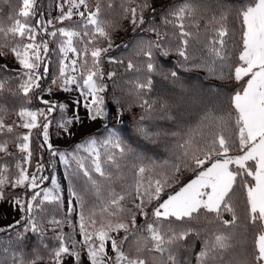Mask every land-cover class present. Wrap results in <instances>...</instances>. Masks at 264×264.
<instances>
[{"label":"snow or ice","instance_id":"snow-or-ice-1","mask_svg":"<svg viewBox=\"0 0 264 264\" xmlns=\"http://www.w3.org/2000/svg\"><path fill=\"white\" fill-rule=\"evenodd\" d=\"M35 3L36 0H22L23 7L19 16L24 19H16L14 26L4 33L5 36L11 34L16 37L15 43L10 45L0 42V57L7 55L3 49L9 47L19 65V68L15 70H9L7 64L0 68L4 72L11 71L16 78L22 81L19 91L23 93L24 106L18 110L21 123L17 126L28 129L29 132L17 136V140L21 141L17 147L21 152L27 153L25 160H29L32 155L29 147L31 130L42 128L43 144L41 146L46 144L52 155L59 156L65 165L69 162L68 157H73L78 169H83L84 176L89 179L91 187L99 197L102 195L101 186L91 177L90 170L85 168L83 159L77 153L81 149L88 152L92 158L94 171L100 177L110 180L111 174L105 171L101 163L99 148L105 149L106 163L115 165L117 168L119 165L116 154L108 152L109 146L111 149L118 150L121 158L131 152V149L127 148L115 130L111 131L108 138L103 141H99L94 135L87 137L82 143L76 144L71 153L53 149L49 143L50 121L48 116L57 108L63 111L66 105L42 100V103L47 106L46 109L31 110L27 107L31 103L29 94L40 88V81L48 74V65L43 62L42 56V53L46 56L49 51L48 42H37L38 27L46 32L47 26L52 24V20L45 22L43 16L37 21V26L28 22L29 18L36 14ZM122 3L136 5L131 8L123 7V17L130 20L133 30L147 23L148 28L144 30L153 32L156 36L155 40L140 43V52L147 58L145 67L148 75L143 81L137 78L134 82L137 98L141 100L140 107L146 112L154 111V104L143 99L140 94L146 90L151 91L152 76L159 75L165 80L171 78L173 81L177 79V72L175 70L166 71L158 62L157 54L167 58L175 53L180 58L181 67L187 69L191 65V68L204 69L210 77L219 80L234 79L239 84V88L229 97L232 112H229L227 117H215L210 113L205 115V120L212 119L216 123L207 136L202 137V144L198 143L190 132L189 138L179 145L183 151L175 161L165 160L158 163L149 159L147 164L141 162L136 168L135 179L127 189L121 193L111 192L110 198L100 206L101 214H107L100 221L95 218V210L85 215L83 197L75 190H71L70 196L74 197L80 205L78 227L81 240L78 242L60 232L56 237L59 246L51 250L48 258L49 264H63L65 256L74 258V264H82L81 253L76 250L77 244L86 250L90 264H113V261L114 264H124V262L126 264H146V261L139 256L129 258L123 251V245L130 236H136L138 231L145 230L148 233L144 237L145 245L148 241L152 242L150 251L159 252L161 255L167 253L168 264H180L176 250L184 246L188 237H200L199 231L185 226L186 221L195 219L203 212L205 215L213 214L222 226L235 227L237 217L228 198L238 178L243 180V186L246 189L249 221L253 226L258 227L252 258L249 260L245 254L242 259L224 260L223 253L235 247L233 244L234 231L226 230L203 239L201 250L195 256L196 264H264V0H239L237 4L217 0L220 8L219 15L212 14L203 36L195 21L197 7L193 0H183V3L168 9L163 17V23L171 25L176 30L171 34L168 31H161L159 26L145 20L144 13L151 6L149 0H122ZM65 6H67V11H64ZM108 6L112 7V4L109 3ZM81 7L84 11H80ZM57 8L61 13L56 17L58 22L63 23L65 20H71L73 15H78L83 21L80 25L83 31L61 27L47 33L52 37H56L59 33L62 37L59 43L61 59L58 75L52 79L51 84L65 92L71 90V85H76L83 101L76 99L73 103L77 107L83 105L87 112V119L91 121L97 118L106 119L108 112L105 108V99L100 93L105 92L107 86L103 83L104 74L100 67V60L102 55L112 48L108 28L113 26L100 18L99 3L94 10H89L88 0H62V3H57ZM233 8L236 9V19L240 27L238 41L235 30H230L228 25V17ZM154 12L155 9H153ZM186 22L195 24L197 32L190 31L189 24ZM2 31L3 29L0 28V32ZM101 39L107 41V47L96 46ZM75 40H79L83 48L75 47ZM193 40L202 47L206 55L190 53V42ZM173 41H177L175 46ZM90 45H92L91 48ZM69 53H72L74 58L69 60ZM233 53H236L235 60H233ZM110 62L120 61L110 58ZM42 65L43 73L41 74L38 70ZM127 67L132 70L135 66L129 61ZM136 70L140 71V69ZM114 75V72H110L108 78L111 79ZM4 83L5 80L0 79V91L3 90ZM48 91L51 93L52 88L50 87ZM116 104L119 105L120 101L117 100ZM166 110L167 104L162 103L160 111L166 112ZM5 111L6 108L0 105V113ZM122 115V110L117 108V119L119 120ZM38 117L43 118L45 122L38 123ZM83 123L84 119L77 112L74 119H65L58 127L62 134L73 136L75 133L72 131V126ZM105 128L107 129V126ZM5 130L11 133L13 126L5 125L4 116L0 115V133ZM142 131L146 132L143 129ZM0 151H7L6 142L0 144ZM233 152L240 154L231 155ZM138 159L143 161L144 158L138 157ZM208 162L210 166H206ZM182 166L185 170L199 171H196L194 179L181 187L179 191L169 194L167 199L153 209L152 216L155 219L152 223L137 226L136 216L141 215L146 218L147 206L153 200H159L166 188L171 187L173 183H179L177 175L181 172ZM16 167L19 173L11 181L13 189L23 187L32 191L38 188V181L48 179L44 176L38 177L36 173L29 176L27 170L20 164ZM6 170V168L0 169V201L6 199L4 187L9 183L3 176ZM40 171H43V165L38 166L37 172ZM52 183L58 189L55 178ZM39 196L40 192H34L28 199L14 196L9 203L13 211L18 210L26 214L28 221L31 222V231L40 233L42 236L43 229L35 218L36 209L44 201L60 200V197L53 196L52 190L46 188L43 190V200L34 205L33 202L37 201ZM126 200L132 204V208L125 207L123 202ZM68 211L69 214L74 211L71 200ZM225 211L232 213L231 221L222 219ZM128 218L131 223L128 222ZM173 220L180 222L178 227L173 226ZM164 221H169L166 231ZM19 223L20 221L15 222V224ZM49 223L62 227V222L55 219ZM14 227L15 225H9L7 228H0V232ZM25 231H28V228ZM121 231L125 235L118 241L113 233L118 234ZM69 240H71V247ZM108 242L111 243V249L115 253L114 257L107 254ZM41 243L43 244L42 239ZM42 259L44 257L38 254L30 261H25L22 255L14 256L13 264H38ZM184 264H187V261Z\"/></svg>","mask_w":264,"mask_h":264},{"label":"trees","instance_id":"trees-1","mask_svg":"<svg viewBox=\"0 0 264 264\" xmlns=\"http://www.w3.org/2000/svg\"><path fill=\"white\" fill-rule=\"evenodd\" d=\"M58 2L62 3V0H36L34 5L36 14L30 17L28 21L31 25L37 26V21L41 20V16H43L45 22L52 20V24L47 26L46 32L38 27L37 42H48L49 51L47 55L44 56L42 53L43 62L48 65V74L40 81V88L29 94L31 103L27 107L31 110L46 109L47 106L42 103V100L62 103L59 100V90L51 84L52 79L58 75L59 60L61 59V54H59L58 50L61 36L57 33L56 37H52L47 33L56 31L61 26H68L69 28L83 31L80 27L82 23L79 20H65L60 23L56 20V17H50V11L55 4L57 6ZM149 2L151 6L144 13L145 20L153 22L159 26L161 31H168L169 34L176 31L171 25H164L163 17L167 14L170 7L178 6L183 3V0H149ZM224 2L237 4L239 0H224ZM97 3L100 4V18L113 26L108 28L112 48L103 54L100 60V67L104 74L103 83L107 86L106 91L100 93V95L105 99V108L108 115L103 125L92 131L90 136L94 135L103 141L108 138L111 131L115 130L127 148L131 149V152L121 158L118 150L111 149L109 146L108 152H115L116 154L119 165L117 168L115 165L106 163L105 149L103 147L99 148L101 163L105 171L111 174V179L108 180L100 177L94 171L90 154L79 151L80 155L78 154V156L83 159L85 168L90 170L91 177L101 186L102 195L99 197L91 187L89 179L84 176L83 169H78L77 162L73 157L69 159L67 165L63 163V170L67 181L68 196L71 198V190L78 192L83 197L85 215L87 216L90 211L95 210V218L100 221L107 215L101 214L100 206L110 198L111 192L121 193L127 189L128 185L135 179L136 168L141 162L147 164L149 159L158 163L165 160L175 161L176 157L180 156L183 151L179 148V145L189 138L190 132L194 139L202 144V137L207 136L216 123L212 119L205 120V115L210 113L215 117H227L228 113L232 112L229 97L239 88V84L234 79L219 80L210 77L204 69L191 68V65L187 69L181 67L180 58L175 53L167 58L160 57L157 54L158 62L163 65L166 71L175 70L177 72V79L173 81L171 78L165 80L159 75L152 76L153 85L151 91L146 90L140 94L143 99L154 104L155 110L151 113L146 112L144 108L140 107L141 100L137 98L134 82L137 78L143 81L148 75L145 67L147 58L140 52V43L141 41L155 40V33L144 30L148 28L147 23L133 30L130 20L123 17V7H135L134 3H122V0H88L89 10H94ZM109 3L112 4V7L108 6ZM193 3L197 7L195 21L198 23V30L201 36H203L205 27L212 14L219 15V4L217 0H193ZM22 7V0H0V28L3 29L0 32V42L9 43L10 45L15 43L16 37L11 34L5 36L4 33L7 32L8 28L14 26L16 19H24L19 16ZM153 9H155L154 13ZM236 15V9L233 8L228 17V25L230 30H235L238 41L240 27ZM186 23L189 24L190 31L193 33L197 32L195 24ZM176 43L177 41H173L174 46ZM98 45L99 47H107V41L101 39ZM79 49L81 48L79 47ZM3 51L7 55L0 57V66L7 64L9 70L18 69V62L11 54L10 48L6 47ZM189 51L197 55H206L195 40L190 42ZM235 55L236 53H233V60H235ZM110 58L120 62H110ZM88 61L90 65V55ZM129 61L135 66L132 70L127 67ZM136 69H140V71ZM38 71L41 74L43 73V65ZM110 72L115 73L111 79L108 78V73ZM0 79L5 80L4 88L0 91V105L6 108V111L0 113V115L4 116L5 125L13 126V132L9 133L5 130L0 133V144L5 142L7 144V151H0V169H7L3 172V176L9 182L4 187L5 200H11L14 196L28 199L34 192H40L37 201L33 202L36 205L43 200V190L46 188L51 189L52 180L60 158L59 156H53L46 144L43 147L41 146L43 144L42 128L38 127L31 130L29 147L32 155L29 160H25L27 153L21 152L17 147V144L21 143V141L17 140V136L29 132L28 129L17 126L21 123L18 110L24 106L23 93L19 91V85L22 81L16 78L11 71L4 72L2 68H0ZM50 87L52 88L51 93L48 91ZM117 100L120 101L119 105L116 104ZM162 103L167 104L166 112L160 111ZM117 108L123 112L119 120L116 117ZM65 119V109L63 111L59 108L54 110L48 116L50 121L49 133L56 131L57 126ZM44 122L43 118L38 117V123L42 124ZM105 126H107V129ZM142 129L146 130V132L142 131ZM49 143L53 149L63 152L71 148L54 145L51 141ZM238 154L240 153H231V155ZM138 157H143V161L138 159ZM17 164L26 169L29 176L36 173L38 177L44 176L48 177V179L38 181V188L32 191L23 187L13 189L11 181L19 173V169L16 167ZM39 165H43V171L37 172ZM206 166H210V162ZM196 171L185 170L182 166L181 172L177 175L179 183H173L171 187L166 188L161 193L159 200H153L147 206L148 215L146 218L141 215L136 216L137 226L152 223L155 219L152 216L153 209L167 199L169 194H174L190 180L194 179ZM145 175L147 177L148 174L146 173ZM52 195L57 196L56 194ZM73 199L76 201L74 197ZM228 199L237 217L235 227L233 228L231 225L222 226L213 214L205 215L203 212L195 219L186 221L185 226L199 231L200 237H188L184 242V246L176 250L180 264H184L185 261H187V264H196L195 256L201 250L203 239L226 230L234 231L233 244L235 247L223 253L224 260L242 259L245 254L251 260L258 227L253 226L249 221L246 189L241 178L237 179ZM123 203L126 208L133 207L128 200ZM68 216L69 211L65 214L60 200L44 201L35 212L36 221L43 229L41 236L40 233L31 231V222L28 221L26 214L21 213L18 219L20 221L19 224L12 223L11 225H15L14 228L0 232V264H13V257H20L21 255L25 261H30L37 254L44 257L38 264H49L48 258L51 250L59 246V241L52 239L50 235L53 236L56 235V232H63L66 237H69L66 232H75L73 231L74 227L68 226V228H65V223H68L70 218ZM77 218L75 224L79 222V215ZM53 219L61 221L62 227L50 224L49 221ZM222 219L231 221L232 213L223 212ZM128 222L131 223L130 218H128ZM163 223L166 231L169 221H164ZM172 224L174 227H178L180 222L173 220ZM3 228H7V226ZM26 228H28V231H25ZM119 233L120 238H123L125 233L123 231ZM147 235L148 233L145 230L143 232L138 231L136 236H130L123 245L124 250L128 251L127 253L130 257L139 256V258L144 259L146 264H168L167 253L161 255L159 252L150 251L149 249L152 248L151 241H148L145 245L144 237ZM44 245H47V247H44Z\"/></svg>","mask_w":264,"mask_h":264},{"label":"rangeland","instance_id":"rangeland-1","mask_svg":"<svg viewBox=\"0 0 264 264\" xmlns=\"http://www.w3.org/2000/svg\"><path fill=\"white\" fill-rule=\"evenodd\" d=\"M64 11H67V6L65 7ZM80 11H84L83 7H81ZM50 12H51L50 17H52V18L58 17L61 14L59 9L57 8L56 4ZM74 12H75V10H74ZM72 19L73 20H79L81 23H83V21L81 20V18L78 15H73ZM61 27H65V26H61ZM66 27L69 28L68 26H66ZM76 30L79 31V29H76ZM61 39H62V37H61ZM85 39H87V38H85ZM59 40H60V37H59ZM74 46L77 47L78 49H79V47L83 48V44L79 40L74 41ZM96 46H99V45H96ZM89 47L91 48L92 45H90ZM68 56H69V60L74 58L72 53H69ZM60 57H61V55H60ZM70 89L71 90L67 91V92L59 90V94H60L59 100L62 101V103H64L66 105L65 117H66V119H70V118L74 119L76 113L78 112L79 116L82 119H84V123L83 124H75L72 126V131L75 133V135H73V136H67L66 134H62L61 130L58 126H57L56 131L49 133V141H51L52 144L61 145L64 148L71 147L70 149L69 148L66 149L64 151L65 153L73 152L76 144L82 143L87 137L90 136V133L92 131H95L97 128H100L105 121V118H97L95 121L88 120L87 119V112H86V109L83 107V105L81 104L79 107H77V105H75L73 103V101L76 99H80L81 101H83V97L80 96L79 89L76 87V85H71ZM97 139L99 141H101L100 138H97ZM72 147H73V149H72ZM81 150H83V149H81ZM81 150H79L81 153H85L84 150L83 151H81ZM78 154L80 155L79 152L77 153V155ZM69 159H71V156L68 157V161H69ZM54 178H55L57 185L59 187L57 189V187L52 184V186H51L52 194H56L57 196L60 197V204H61L63 210L65 211V214H67V212H68L70 200H71L72 206L74 208V212H71L69 214L70 218H69L68 223L67 222L65 223V228H68V226L74 227L73 231H75V232H66V233L69 235V237H72L76 241L79 242L81 240V236L79 234L78 224H75V221H77V219H78L77 217L79 215L78 213L80 212V205L77 201H75L73 199L72 196H71V198L68 196L67 181H66V176H65L64 170H63V163L61 162V160H59ZM9 201H11V200L0 201V228L9 226L12 223H15L16 221H18V219L21 215L20 211H18V210L13 211L12 205L9 203ZM59 233L60 232H56L55 233L56 235H53L54 237L52 235H50V236L52 237V239L56 240V237ZM119 234L120 233H118V234L113 233V235L116 237V239L118 241L121 239ZM69 246L71 247V240L69 242ZM76 250L81 253L82 264H90L89 260L87 259L86 250L80 244H77ZM106 251H107V254L109 256H112V257L115 256V253L111 249V243L110 242H108L106 245ZM123 251L125 252V254L129 258H137L136 256L130 257L127 253L128 251L124 250V247H123ZM63 264H74V258L65 256L64 260H63ZM113 264H114V261H113ZM124 264H126V262H124Z\"/></svg>","mask_w":264,"mask_h":264}]
</instances>
